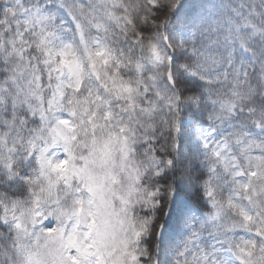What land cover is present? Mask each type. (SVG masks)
Returning <instances> with one entry per match:
<instances>
[{
	"label": "snow or ice",
	"instance_id": "1",
	"mask_svg": "<svg viewBox=\"0 0 264 264\" xmlns=\"http://www.w3.org/2000/svg\"><path fill=\"white\" fill-rule=\"evenodd\" d=\"M0 264H264V0H0Z\"/></svg>",
	"mask_w": 264,
	"mask_h": 264
}]
</instances>
